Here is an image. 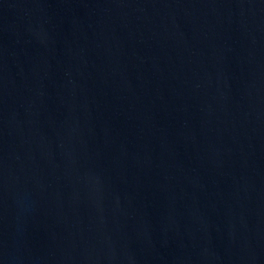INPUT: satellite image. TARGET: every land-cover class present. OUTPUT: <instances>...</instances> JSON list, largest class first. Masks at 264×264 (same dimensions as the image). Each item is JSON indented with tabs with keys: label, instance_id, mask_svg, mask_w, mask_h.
I'll list each match as a JSON object with an SVG mask.
<instances>
[{
	"label": "water",
	"instance_id": "95a60500",
	"mask_svg": "<svg viewBox=\"0 0 264 264\" xmlns=\"http://www.w3.org/2000/svg\"><path fill=\"white\" fill-rule=\"evenodd\" d=\"M0 264H264V0H0Z\"/></svg>",
	"mask_w": 264,
	"mask_h": 264
}]
</instances>
